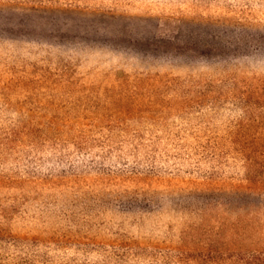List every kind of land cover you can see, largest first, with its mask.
Masks as SVG:
<instances>
[{
  "label": "trees",
  "instance_id": "trees-1",
  "mask_svg": "<svg viewBox=\"0 0 264 264\" xmlns=\"http://www.w3.org/2000/svg\"><path fill=\"white\" fill-rule=\"evenodd\" d=\"M247 2L0 0L18 17L0 22V163L14 141L89 146L82 165L75 146L56 170L0 165V264H264L263 92L208 71L249 56L262 18ZM58 10L155 18L161 44L126 35L103 55L26 21ZM194 22L233 27L180 43Z\"/></svg>",
  "mask_w": 264,
  "mask_h": 264
},
{
  "label": "rangeland",
  "instance_id": "rangeland-1",
  "mask_svg": "<svg viewBox=\"0 0 264 264\" xmlns=\"http://www.w3.org/2000/svg\"><path fill=\"white\" fill-rule=\"evenodd\" d=\"M247 5L250 7L253 6L255 9L258 8V10L260 9V18H262L260 25H257L256 23L251 25L252 30L248 35L250 43L249 56L247 58L236 59H234V57H230L229 59H214L213 61L216 63L215 67L208 71L210 81H215L216 86H219V88H228L232 83H246V85H249L252 89L260 87L263 95L261 99L257 101L255 105V107H257L259 105L264 106V0H248ZM212 6L218 10L223 9L222 7H224L221 5V2L218 1L213 2ZM40 15L41 14L36 11H31L26 19L27 23L36 28L45 27V29H48L52 33L55 31L62 32L75 38L83 36V40L87 44L89 43L88 45H94V47L103 55H110L118 41H121L122 39L130 40L125 37L126 35L131 37H141L144 42L148 41L150 43L161 44L158 39V34L160 33L157 31L158 23L155 18L146 19L145 17L131 14L124 17H111L108 14L102 15L101 13H88L79 10L68 12L59 10L47 11L43 15ZM53 19H55V21L51 22ZM3 21H18V17L7 14V17H0V22ZM230 27H233V23H186L183 25L181 38L178 40L180 43L184 42V40H204L213 43V41H211V36L213 34L217 35L216 38L218 39V37L230 34ZM172 28L173 25H168L167 28L165 27L163 29L171 31ZM259 44H261V48L258 47ZM190 62L191 59L189 60V63ZM190 65L189 68L195 70L196 74L203 70L199 64L196 65L191 62ZM203 71H205V69ZM213 76H216V78H213ZM199 80L203 81L204 79L202 76L196 78L187 77L184 83L192 82L198 84ZM255 111V114L259 113L257 115L264 116V107L259 109L256 108ZM6 115L8 114H4L3 116ZM0 122L4 123L5 121L0 120ZM75 141L76 144H73ZM50 142L51 143L42 142V144L38 143L36 145H31L30 143L26 144V142L19 144L18 141H14L8 146L11 148L5 150L4 157H6V160L2 161L0 165L23 166V161L32 159V161L37 164L41 163L42 168L45 170H56L57 167H55V164L58 159H61L63 163H66V166H68L69 162L65 161L72 152L78 151H70L75 149V147H80L79 150L81 151V160L78 162V165L87 162L86 155L88 154L87 147L89 146L84 144L83 135L79 134L77 131L64 132L60 137H55V139ZM34 147L37 148L35 149Z\"/></svg>",
  "mask_w": 264,
  "mask_h": 264
}]
</instances>
